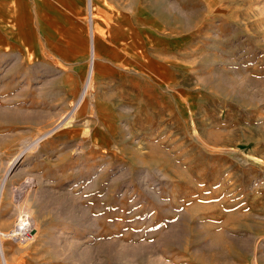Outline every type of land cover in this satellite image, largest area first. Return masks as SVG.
Instances as JSON below:
<instances>
[{
	"label": "rangeland",
	"instance_id": "1",
	"mask_svg": "<svg viewBox=\"0 0 264 264\" xmlns=\"http://www.w3.org/2000/svg\"><path fill=\"white\" fill-rule=\"evenodd\" d=\"M93 3L0 0V264H264V0Z\"/></svg>",
	"mask_w": 264,
	"mask_h": 264
},
{
	"label": "crops",
	"instance_id": "2",
	"mask_svg": "<svg viewBox=\"0 0 264 264\" xmlns=\"http://www.w3.org/2000/svg\"><path fill=\"white\" fill-rule=\"evenodd\" d=\"M57 15L51 21L55 31L57 52L69 63L79 60L85 50V22L79 14H71V10L64 7L58 8ZM66 11V14H65ZM59 14V15H58ZM27 33L31 31L33 22L31 17L26 20ZM42 27V24H40ZM31 33V32H30Z\"/></svg>",
	"mask_w": 264,
	"mask_h": 264
},
{
	"label": "bare ground",
	"instance_id": "3",
	"mask_svg": "<svg viewBox=\"0 0 264 264\" xmlns=\"http://www.w3.org/2000/svg\"><path fill=\"white\" fill-rule=\"evenodd\" d=\"M89 2V1H88ZM91 5H92V9L94 7V3H93V0H91ZM91 5H90V8H91ZM92 13V17L93 18L95 15H94V12H91ZM94 28H92V34H91V59L93 60L92 63H94V60H95V55H96V45H95V35H94ZM138 51V50H137ZM91 80L93 78V74H94V65H93V68H92V71H91ZM89 78V77H88ZM86 81V80H85ZM4 182V181H3ZM4 186V185H3ZM1 195V194H0ZM27 214V212L25 213ZM27 218V217H26ZM23 219V218H22ZM22 221V220H21ZM23 224V223H22ZM28 225V224H27Z\"/></svg>",
	"mask_w": 264,
	"mask_h": 264
}]
</instances>
